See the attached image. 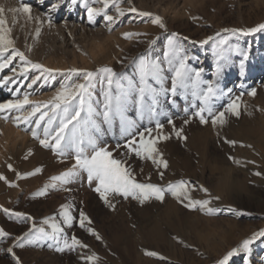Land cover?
Segmentation results:
<instances>
[{"label":"rangeland","instance_id":"obj_1","mask_svg":"<svg viewBox=\"0 0 264 264\" xmlns=\"http://www.w3.org/2000/svg\"><path fill=\"white\" fill-rule=\"evenodd\" d=\"M115 2L124 15H118L116 6L110 3L107 13L116 18L111 24L102 15L95 17V23L89 22L85 4L102 8L103 4L96 0H78L76 5H72L71 0H6L0 4L15 47L33 62L58 70L47 80L41 79L28 88L32 77L39 74L37 70H30L27 79L22 77L21 84L13 88L20 89L19 95L10 93L9 96L23 98L24 93H29L30 100L48 103L68 79V70L76 68L97 73L91 89L92 100H102L101 74L97 70L112 68L124 86V93L129 95L127 115L137 120L139 130L155 127L158 119L164 125V133H172V125L168 124L171 118L177 128H184L187 137L182 141L172 134L170 139L159 142L158 147L169 164L167 170L160 169L164 171L163 179L158 174L160 170L150 161L131 157L129 163L137 180L162 186L180 179L191 181L192 199L209 200V207L217 212L208 215L191 210L171 194H166L163 202L152 199L143 204L130 197H115L112 209L93 191L94 185L89 186L86 174L66 186L49 187L44 194L38 195L45 185L52 183V176L66 171L74 160L58 157L37 140L40 152L26 148L14 159L7 156L0 161V174L7 179V182L0 180V228L10 234L0 240V249L5 250L0 252V264H16V258L20 264H217L229 251L239 248L245 239L264 230V30L248 35L224 31L246 30L264 23V0ZM55 3H60V7L53 11ZM22 4L30 6L33 19L23 12L13 11ZM131 7L137 12L150 13L151 17L128 11ZM156 16L163 20L166 28L151 23ZM40 20L44 23H39ZM37 28H40L38 36ZM124 33L144 35L126 39ZM172 33L178 34L183 55L188 58L187 66L193 73L201 72L204 82L201 87L206 88L208 82L217 85L218 94L213 101L215 111L224 110L235 100L239 116L228 113L226 123L215 127L210 120L201 125L198 119L184 125V109L187 107L189 114L194 111L193 97L190 92L174 97L168 92L158 97V115L152 122L149 123L147 112L141 119L132 100L139 85V59L146 56L160 61L163 87L170 89L172 72L164 52ZM208 37L213 39L201 44ZM149 41H152L151 46ZM19 63L18 59L14 61V64ZM253 90L255 95H249ZM94 106L100 110L99 104ZM6 124L14 125L10 119ZM103 127L106 129L107 125ZM23 128L24 125L16 126L18 131L30 134ZM2 143L0 132L3 153ZM118 143L123 144L124 138L117 121L112 132L102 137L101 146L107 144L115 148ZM115 155L120 158L119 152ZM36 168H41V173L27 175L34 173ZM63 205L71 206L74 217L71 227L61 217ZM3 209L24 213L32 219L22 222ZM81 211L91 221L90 224L86 222V227L94 229L100 240L79 226ZM33 224L36 228H44L48 235L35 239L25 237L24 247H15L16 238L24 237ZM54 224H58L62 232H55ZM73 236L88 247L58 250L63 247L65 237L71 241ZM10 247L15 258L6 251ZM93 254L96 259H85ZM228 264H264V237L254 239L249 251H240Z\"/></svg>","mask_w":264,"mask_h":264},{"label":"snow or ice","instance_id":"obj_2","mask_svg":"<svg viewBox=\"0 0 264 264\" xmlns=\"http://www.w3.org/2000/svg\"><path fill=\"white\" fill-rule=\"evenodd\" d=\"M102 3V8H97L85 4L90 23H95L96 16H103L109 24L115 21V17L108 15L107 9L110 3L116 6L117 14L124 15V11L116 5L115 0H96ZM130 2V0H129ZM78 0H71L72 5H76ZM60 7V3L52 5V10L55 11ZM13 11L23 12L31 16V8L27 4H22L19 9ZM128 11L137 13L141 17H151L150 13L137 12V9L131 7ZM4 9L0 8V72L5 69H10L12 75L0 78V86H8L9 84H16L20 77L27 79V74L30 70H37L38 75L32 77L31 82L27 85L32 88L37 81L49 77L57 73L58 70L47 68L40 63H35L30 60L25 52L15 47L14 40L11 37V29L6 27L7 21L3 17ZM38 19V18H37ZM39 23H44L40 20ZM48 23L51 24L49 17ZM151 23L158 25L160 28H166L163 20L156 16L151 19ZM111 30V29H110ZM264 30V23L249 28L242 29H225V32H232L236 34L240 32L244 35L255 33ZM40 28L36 29L37 36ZM141 33H124V38L129 39L132 36H141ZM219 35V33H217ZM185 39H187L185 37ZM213 37H208L201 41V44L208 43ZM152 41H149L151 46ZM223 43V41H221ZM31 49H29L30 51ZM184 48L179 42L178 34L172 33L168 38L166 50L164 52V59L167 62L169 69L172 72L171 88L163 87V68L160 61H152L146 56L139 59L137 71L139 74V85L135 89V94L132 96L133 104L137 114L143 118L145 112L149 116V123L158 115L157 104L158 97L168 92L174 97L178 93H191L193 97L192 108L194 111L189 114V109H184L185 118L183 124L187 125L192 120L198 119L201 125H205L211 121L215 127L218 124L226 123V114L230 113L239 116L238 105L235 100L231 101L222 111H215L214 99L218 94V87L215 82H208L206 88H202L204 83L201 80V72L193 71L187 66L186 55H183ZM219 55V53H218ZM247 55L245 54V59ZM19 60V64H14V61ZM243 69V62L241 63ZM101 74L100 83L102 85L101 95L102 100L93 101L91 89L94 87V80L97 73L88 71L86 69H69L66 75L68 79L61 84L52 100L48 103L34 102L29 99V93H24L23 98H16L8 100L5 103H0V113L5 115L0 116L4 120H11L12 123L20 127L24 125L23 130L30 132L31 136L39 141V144L45 148L50 149L58 157L67 159L71 157L74 163L66 171L59 175L51 177L52 183L45 185V189L39 194H44L49 187L56 189L58 186H66L78 178L82 174H86L87 183L93 186V191L99 195V198L110 208L114 209L112 200L115 197H123L143 204L146 201L155 199L163 202L166 194H171L184 207L191 210H200L208 215L216 214L217 210L209 207L211 203L209 200H194L190 192L193 190L192 182L180 179L175 182H169L167 185H159L155 183L139 182L136 178L134 169L129 160L131 157H136L140 160L150 161L158 170H167L169 167L168 161L164 159L163 153L160 151L158 144L162 140H168L172 134L176 138L186 141L187 137L184 135V128H177L173 119H168V124L172 125V133L165 134L164 125L157 119L155 127H144L139 130L137 120L130 118L127 115L129 95L124 93V86L120 83L118 74L109 67H103L97 70ZM76 78V79H73ZM82 80L83 82H79ZM151 81V82H150ZM155 85V86H154ZM20 89L16 88L14 95H19ZM255 95V90L249 93ZM200 103L197 105L195 101ZM99 104L100 110L94 105ZM16 113L9 115V113ZM97 117L102 119L98 120ZM118 121L120 128V135L124 138L123 144H117L115 148H110L107 144H102V137L112 132L113 125ZM103 125H107L105 129ZM230 144H235V141H226ZM120 153V158H117L115 153ZM27 158V157H25ZM230 159H234L230 157ZM12 170V166L8 165ZM158 171L161 179L164 178V171ZM41 168H36L34 173L27 175H34L41 173ZM142 171V170H141ZM259 175V173H256ZM19 175V174H18ZM0 180H5L6 177L0 174ZM15 186V185H10ZM64 190H70L65 188ZM207 192V189H201ZM218 199V198H217ZM6 214L15 215L20 218L22 222L31 220L32 218L26 216L24 213H11L9 209H3ZM61 217L63 222L71 227L74 217L71 213L70 205H63L61 210ZM90 224V218L81 211L79 214V226L86 228V230L96 236L97 240L101 237L94 229L86 227ZM47 223V221H45ZM55 232H62L58 224L52 225ZM44 228H36L33 224L29 232L24 234V237H17L15 247H24L23 240L25 237L33 239L40 236H46ZM10 234L3 228H0V240L8 238ZM257 237H264V230L255 233L251 239H245L239 248H234L229 251L217 264H228V261L234 255L239 254L240 251H249V245ZM77 246L87 248V245L75 236L69 241L68 238L63 239V247L58 250H74ZM5 251L0 249V252ZM8 253H13V248L6 250ZM147 255L156 256L155 252H146ZM95 254L88 256L85 259L92 261L96 259ZM16 264H20L16 258Z\"/></svg>","mask_w":264,"mask_h":264},{"label":"bare ground","instance_id":"obj_3","mask_svg":"<svg viewBox=\"0 0 264 264\" xmlns=\"http://www.w3.org/2000/svg\"><path fill=\"white\" fill-rule=\"evenodd\" d=\"M5 1L6 0H0V4L4 3ZM112 36H114V35H111V37ZM117 40H118V38H117ZM97 48H98V46H97ZM11 75H12V73L10 70L6 74H3L0 72V78H3L4 76H11ZM21 78L22 77H20V79L18 80V82L16 84H9L8 86H0V103H5L8 100L14 99V95L9 96V94L14 93V91H15V90H13L14 86H16V85L19 86L21 84V82H22ZM3 115H5V114L0 113V116H3ZM0 132L2 133V140H3V143H2L3 147H1V148L5 149V151L3 153L0 151V161H3L1 159L2 157L4 158L7 156H8L7 158H10L12 160L16 157L17 154L23 152L26 148L27 149L28 148L29 149H35L36 151H39L38 148L36 147V144L38 143V141L36 139H34L31 136V134L25 135L24 132L18 131L16 129L15 125L6 124V120H4L2 118H0ZM4 163H5V161H4Z\"/></svg>","mask_w":264,"mask_h":264}]
</instances>
